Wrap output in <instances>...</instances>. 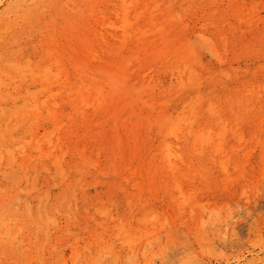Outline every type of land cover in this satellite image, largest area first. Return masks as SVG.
I'll return each mask as SVG.
<instances>
[{"label":"rangeland","instance_id":"rangeland-1","mask_svg":"<svg viewBox=\"0 0 264 264\" xmlns=\"http://www.w3.org/2000/svg\"><path fill=\"white\" fill-rule=\"evenodd\" d=\"M2 1H4V4L0 3V134L2 129L16 123L26 111L28 112L29 108L27 109L26 107H30L35 100L40 101L45 98L46 91H41V87L42 83H47L48 75L44 72L46 68L43 70L44 73L39 69L41 66H49L53 62L52 59L56 57L48 54L49 52L47 53L49 48L53 46V38L59 37V43L63 42V36L66 32L75 34L78 28L87 20L93 23L92 16H94L87 15L83 20H77L74 27L70 28L69 22L74 16L70 7L73 6L75 1L78 2L77 6L80 7L83 4V0ZM166 1L169 4L171 2V4L168 5ZM202 1L204 0H159V2L154 0L152 5L157 2V7L155 8L153 5L154 8L152 7V10L154 12L157 11L155 16L160 19L169 12H173V14L177 12L179 17H176L179 20L174 16L176 18H174V24L178 25L179 29L183 24H194L195 19L192 13L195 12L196 5ZM211 1L208 3L209 9L213 4ZM222 1L225 4L229 2V0ZM234 1L236 4L233 6L237 5L239 7H242L240 6L242 2L244 13L252 11V8L255 7L253 10H256L257 18L264 21L263 0ZM161 4H167L169 7H163ZM165 7L168 9L166 10ZM99 14L101 12L97 15ZM240 28L242 27L237 30ZM194 29V31L190 30L191 32L188 34L186 32L189 31L183 28L179 29L177 37L183 41L185 40L190 45V47H186L188 54L190 51L196 54V58L190 53L191 58L186 59V61H192L197 73L194 74V77L188 79L186 82L188 85L185 88L190 92L197 90L199 92L198 97H201L200 102L198 97H196L194 99L195 103L192 100L190 101V99L188 100L190 102L186 103L180 92L181 84L175 80V74L178 71L177 69L182 66V61L178 64L174 60H164L161 57H157V59L148 58L149 60L140 64L137 62L135 55H137L138 51H142L143 48L138 45L136 47L139 49L130 53L134 55L133 59H131L132 61L129 59L132 58L129 54L130 56L125 62L126 64L128 63V67L123 62L125 67H127L126 71H133L131 73L127 72V74H130L126 75L128 77L125 76L124 90L129 91L125 95L124 100H122L123 98L120 99L122 106H124L122 115L123 113L125 115L134 113L130 115V119L129 115L123 116L126 121H124V124H120L123 128L124 133L122 134L125 140L122 150H118V144L117 147L116 145L107 146L109 137L105 138V141H102L103 150L100 153L92 154L93 159L96 162H100V165L98 167L95 166V168L88 163L84 166L80 159H71L69 156H65L67 168L65 171L66 176L64 175V177L66 178L63 182L59 181L60 184L56 178H50L54 177L50 176L54 174L51 171L52 168L46 170V172L42 171L43 167L41 164L39 166L33 165L35 161H32L30 157L36 154L31 148L33 145L35 146V142L27 144V147H29L28 155H20L17 158V162L22 163L25 167L21 165L19 167L18 163H16L15 166H6L0 169V201L4 199V208H8L6 216L9 218L7 219L8 221L4 220L0 223V238L6 241L15 240L19 244L14 249L17 246L20 249L0 250V264H264V88H262L261 100H252L254 98H250L248 91H246L250 86L256 88V85L260 82L264 84V68L262 69L260 66L264 65V53H262L264 47V24L260 23L253 31L248 30L243 33L236 31L234 33L235 39L230 40L225 49L217 38L212 26L198 21ZM200 31H206L205 36L208 37L205 39V36L199 37L198 32ZM196 34L198 38H196ZM252 34L254 37L251 36ZM187 37L190 38L186 39ZM251 37L254 41L250 39ZM154 47L148 48L147 51L152 52ZM159 48L161 50L162 48L168 49L169 44L160 45ZM44 49L47 51L45 52ZM249 51L256 52L257 56L248 57ZM161 52L163 51H160L159 54L162 55ZM81 54L79 55L82 58H86L82 56L84 54ZM39 58L45 61H41ZM195 59L199 60L195 61ZM28 65L30 66L29 68ZM242 69H245V71ZM216 70L217 72H215ZM251 70H253V74ZM223 71L225 73L228 72L229 76ZM34 72L36 73L35 75H33ZM38 72H40V75L37 74ZM143 73H145L144 76L146 75V82H148L147 80L150 77L149 84L151 82L156 84L157 79L158 84L160 81L162 84L156 85L158 87H153V89L150 86L147 87L149 84L143 83L144 81L141 79ZM216 73L222 75L218 74L219 77L217 78ZM195 76H197V82H194ZM223 76L226 77L224 78ZM238 77L239 79H237ZM193 78V81H189ZM134 80L136 82H133ZM131 83H133V87ZM140 83L141 85L146 84L147 86L144 85V87L146 86L147 89L142 87L143 89L141 90ZM152 84L151 86H153ZM196 84H200V86ZM37 88H40V90ZM31 89H35V91L32 90V93ZM83 93L85 94L83 95ZM81 94L83 95L81 99L83 98L82 100H84L86 90H83ZM93 94V97H95V92ZM129 95L132 96L130 97ZM135 95L138 97L135 100L136 103L133 102ZM139 98L142 102L139 101ZM228 100H232V102L226 103ZM159 101L167 104L158 105L160 104ZM129 102L133 103L131 106H133L134 110H130L131 106L129 105L128 107L125 104H129ZM239 102L240 105H238ZM143 103L145 105L148 103L147 107L153 105L151 109L154 110L151 111L146 106L143 107ZM212 103V107L208 108ZM182 104L185 105L181 106ZM192 104L193 106L197 105L193 107V112H190L192 111V108H190ZM158 108L159 110L157 111ZM160 108L165 109L160 111ZM179 109L184 110L179 111ZM215 109L221 113L218 114ZM176 110V113L182 112V115L186 114L184 115L186 117L183 116L185 119L180 127L182 132H184L181 135L187 137V131L192 130L194 131L192 137L195 138L197 136L195 140L191 138L188 141L184 139H179L180 141H178L177 137L171 136H167L164 139L165 127H160L164 125L168 116ZM195 110H198L197 113H195ZM212 110H215V112ZM231 110L232 112H230ZM111 111L112 108L109 112ZM137 112L139 113V118L134 115ZM155 114L161 117L159 116V118ZM196 114L197 116L195 117ZM39 115L40 118L38 117L29 128H26V125L15 126L14 138L17 140L19 138L20 142L24 138L30 141L32 136L42 137L46 130H51L54 125L51 124L50 120H46L45 111ZM166 115H168L167 118L165 117ZM142 116L144 117L142 118ZM148 116L151 124L148 123ZM152 117L158 120L154 121ZM187 117L189 119L192 117L193 120L186 121ZM218 119L221 121L219 122ZM259 119L260 121L263 120V122H260ZM225 120L227 123H225ZM157 121L158 123H156ZM162 121H164L163 124ZM128 122H130L129 125L127 124ZM136 122L137 127L135 128ZM131 123L133 126L128 128ZM154 123L156 124L154 125ZM147 124H150V129H148L149 125L147 126ZM223 125L224 127H222ZM131 129H133L132 132L130 131ZM160 129L161 133L159 134ZM205 130L210 133L211 137H209L212 140L207 137L208 134ZM232 130L233 132H231ZM78 132H80V129ZM125 132H127L129 138ZM235 132L238 135L240 134V138ZM252 132L255 137L251 134ZM231 135L236 137H231ZM161 138L164 142H161ZM207 138L209 144L207 143L208 141L204 142ZM198 139L201 140L199 141ZM240 139L242 141H239ZM166 142L175 145L174 150L177 154L182 155L180 162L183 164L179 162L178 156L170 161L172 164L167 162L166 155L163 156L167 147L162 150V145H166ZM200 144L202 145L200 146ZM251 144L252 146H249ZM253 146L254 150L252 149ZM137 147L140 148L138 152L136 151ZM160 147L161 152H159ZM214 147L218 149L216 150L218 152L214 153ZM251 150L253 151L251 152ZM60 151L62 150H56L55 156L60 157L62 155ZM225 152L226 155H224ZM260 153L263 154L261 160L259 157ZM136 154L139 155L138 159L135 158ZM120 155L121 157L123 156L122 159H120ZM132 155L133 157H131ZM129 159L130 163L128 162ZM220 159L221 161L219 162ZM142 161L144 165H141ZM109 163L112 164L110 165ZM157 163L161 166L157 165ZM218 163H221V165H218ZM222 163L224 166L227 165L225 169ZM150 166L151 168H149ZM154 166L156 169H154L155 174L153 173ZM170 166L171 168L167 170L166 168ZM130 168L139 170L149 168L147 169L149 175L146 173L144 179L133 177L129 173ZM113 170L114 174L112 173ZM23 171L26 176H24ZM121 171L124 172V176H127L126 180L128 181L123 180L122 175H119ZM170 171L173 173H170ZM11 175H13L14 179ZM150 179L152 182H148ZM82 181L83 183H81ZM95 181L96 183H94ZM56 184L58 185L56 186ZM121 187L122 190H119ZM138 188L139 191L137 190ZM26 189L27 192H25ZM29 189L31 191H28ZM23 190H25V193ZM72 191L74 194L76 192V194L74 195ZM16 198H19L17 199L18 201ZM128 199H130L129 202H127ZM171 199L173 200L171 201ZM146 200L148 204L145 202ZM126 202L127 204L130 203L128 205L130 206L129 208ZM176 202L178 207L175 205ZM178 202H182V204L179 205ZM74 205H77V207ZM16 206L18 208L15 209L14 207ZM44 206L45 209L43 208ZM102 206L105 210L100 211V208L103 209ZM97 208L99 210L95 212ZM147 210L148 212H146ZM29 211L31 215H29ZM104 211L108 214L103 216ZM3 214L5 215V212ZM3 214H0V217ZM142 215L146 216L143 217V220L138 221L142 218ZM135 217H139V219L134 221ZM3 219L5 218L3 217ZM145 231L147 233L143 234Z\"/></svg>","mask_w":264,"mask_h":264},{"label":"bare ground","instance_id":"bare-ground-1","mask_svg":"<svg viewBox=\"0 0 264 264\" xmlns=\"http://www.w3.org/2000/svg\"><path fill=\"white\" fill-rule=\"evenodd\" d=\"M153 1L154 0H83V4L80 7L77 6V4H78L77 1H75L73 3V6L70 7V10L72 11V14L74 16L70 19V22H69L70 28L74 27V24L76 23L77 20H80V19L83 20V18L85 16H87V15H94V16H92L93 17V23H91V21L87 20L83 25H81L78 28V31L75 34H73V33L70 34L69 32L64 31V32H66V34H64L63 40H62L63 42H61V43H59V40H60L59 37H54V38L50 37V38H53V40H52V45L53 46L49 48V51H47L46 49H44V51L45 52L47 51V53L49 52L48 54L54 55L56 57L54 59H52V61H53L52 63H50V64L48 63L50 67L46 66L44 64L45 66L44 67L41 66L40 69H39V70H42V72H43L44 68H46V71H44V72H45L46 75H48L47 83H44V84L42 83V87H41L42 88L41 91H43V90L46 91L45 98H42L43 100H40V101L35 100L32 103V105H31V103H29L31 105L30 107H26L25 106L27 109L29 108L28 112L26 111V113L24 115H22L20 120H18L14 124L11 123L12 125L8 126L7 128L4 126L5 128L2 129L1 134H0V169L3 168V167H6V166L7 167L8 166H15L16 163H18L17 162L18 156H20V155L21 156L22 155L23 156L28 155L27 151H28L29 147H27V144H31L32 142H35V146L33 145V147H31V148H32V150L34 152H36L35 155L31 154L32 156L30 157V159L32 161H35L33 165L34 166H39L41 164L42 167H43L42 171H46V170L52 168L51 171L54 174L50 175V176H54V177H50V178H52V179L56 178L57 182H59V181L63 182L65 180V178H66V177H64V175L66 176L65 171H66V168H67V165H66L67 161H65V156H69L71 159H80V161L82 162V164L84 166H86L87 163H88V164H91L94 168H95V166L98 167L100 165V162L99 161L96 162L93 159L92 154L93 153H100L103 150L102 149V146H103V142L102 141H105L104 140L105 138L109 137V140L107 141V143H108L107 146L116 145V147H117V144H118V146H119V147H117L118 150L119 149L122 150L124 148L123 146L125 144V140L123 139V134H122L124 132H123L122 125H120V124H124L125 123L124 121H126V118H124L123 116L126 117V116L129 115V119H130V115H132L134 112L131 113V114H129L127 112L128 113V114L126 113L127 115H125L124 113L122 115V111L124 110V106H122V104H121L122 102H121L120 99L123 98L122 100H124L125 95L129 91V90L128 91L124 90V84H125L124 82L126 81L125 80V76L126 75H130L129 73L127 74V72L131 73L133 70L126 71L127 67H128L127 66L128 63L126 64L125 62L127 61V58L131 55L130 53L132 51L139 49L136 46L140 45V48H143L142 51H140V52L138 51L137 55H135L137 62L140 63V64L143 61L149 60L148 58H150V59L156 58L157 59V57L158 58L161 57L164 60H174V62H177L178 64L181 63V61H182L183 62V63H181L182 66L177 69L178 71L175 69L177 71L176 74H175L176 75V79L175 80L178 81L179 84H181L180 85V90H181L180 92L183 95V98L186 101V103H189L191 100H192V102L195 103L194 99L196 97H198L199 92L197 90H193L192 92H190L189 90H187V88H185V86L188 85V84H186L188 79H190L191 77H194V74L197 73V70L194 68L195 66L192 64V61L191 60H187L186 61V59L187 58L190 59L191 58V56H190L191 54H192V56L194 58H196V54H194L193 52L190 51L191 54L189 53L190 54L189 55L186 52V47H190V45L187 44L185 40L183 41L179 37H177V33H178L179 29L183 28L186 31H189V32H186V34H188L191 31L195 30L194 28L196 27V24H197L198 21L205 22L206 25L212 26L214 28V32H215L217 38L221 41V43L223 44L224 49H225V46L228 45V42L230 40H232V39H235L234 33L236 31H240L241 33L246 32L248 30L253 31L260 23L264 24L263 20H259L257 18L258 17L257 16V12H256V10H253L255 7H253L251 5L250 6L253 7L252 11L244 13V10H243L244 8H242L244 6L242 5V2H241V5H240L242 7H239L237 5L233 6L234 4H236L234 0H229V2L227 4H225L222 0H212V1L211 0H204V1H202V2H200V3H198L196 5V8L194 10L195 12L192 13L193 18L195 19L194 24L193 25L183 24L178 29V25L174 24V18L176 16L179 17V15H177L178 13L174 12L176 14L175 15V14H173V12H169L167 15L162 17V19L157 18L155 16V13H157V11L154 12L152 10L153 5H154L155 8L157 7L156 6L157 2L152 5ZM157 1L159 2V0H157ZM210 1L213 4H212V7L210 6L211 8L209 9L208 3ZM27 2H29V1H27ZM167 2L168 1H166V3ZM203 2H205V3H203ZM0 3L4 4V1L0 0ZM201 3H203V4L201 5ZM170 4H171V2H170ZM170 4L168 2V5H170ZM158 5H159V3H158ZM162 6L163 7L167 6V4H163ZM167 7H169V6H167ZM167 9L168 8H166V10ZM99 12H101V14L97 15ZM160 12H162V11H160ZM178 17H176V18L178 19ZM59 23H60V21H59ZM188 27H190V28H188ZM239 27H242V28L237 30ZM198 35H199V37L200 36L203 37V36L206 35V31H200V32H198ZM198 35L196 36V38H198ZM243 36H246V35H243ZM251 36L254 37L253 34ZM207 37L205 36L204 39L207 38ZM188 38H190V37H187L186 39H188ZM250 39L252 40L253 38L251 37ZM241 40H242V38H241ZM188 41H190V40H188ZM253 41H254V39H253ZM162 42H163V44L168 43L169 44V48L168 49L167 48L166 49L162 48V50H161V48H159V47H160V45H163V44H161ZM243 42H244V40H243ZM154 44H156L155 47H154ZM187 45H189V46H187ZM135 47H136V49H134ZM151 47L152 48L154 47V50H152V52L147 51L148 48H151ZM156 50H158V51H156ZM159 50L163 51V52H161L162 55L159 54V52H160ZM164 50H165V52H164ZM223 51L225 52V50H223ZM81 53L84 54V55H82ZM262 53H264V47H263V52ZM79 54H81L83 57H86V58H82ZM126 54H127V57H126ZM50 55H48V56L50 57ZM131 56H132V58H129L130 60L133 59L134 55H131ZM253 56H257V53L249 51L248 52V57H253ZM42 58H39V59L42 61V60H44ZM49 59H51V58H49ZM130 60L128 61L129 64H130ZM198 60L195 59V61H198ZM123 62H124V64H126L127 67H125ZM200 62H199V64H201ZM260 66L262 67V69L264 68V65H260ZM29 67L30 66L28 65V68ZM51 67H52V69H51ZM218 70H220V69H218ZM242 70L245 71V69H242ZM260 70H261V68H260ZM30 71H32V69H30ZM251 71L250 72L253 74V70H251ZM125 72H126V74H125ZM215 72H217V70ZM223 72L225 73V71H223ZM259 72H257V73H259ZM39 73L40 72H38L37 74H39ZM145 73H143L142 76H141V79H143V81H144L143 83L146 82V80H145L146 75L144 76ZM35 74L36 73L34 72L33 75H35ZM218 74H220V73H218ZM218 74L216 75L217 78L219 77ZM225 74H228V72H226ZM260 74H262V73H260ZM46 75H45V77H46ZM220 75H222V74H220ZM227 76H229V74ZM45 77H43V78L45 79ZM126 77H128V76H126ZM223 77L225 78L226 76H223ZM239 77L237 79H239ZM241 77H242V75H241ZM129 78H126V79H129ZM227 78H229V77H227ZM34 79H36V78H34ZM149 79H150V77H149ZM149 79L147 80L148 82H146V84H149ZM196 79H197V76H195V80L193 78L192 80H189V81H193L194 80V82H197ZM210 79H211V77H210ZM137 80H138V78H137ZM157 80H156V84H152V82H151L148 86L146 84H144V85H146L147 87L150 86L152 89H153V87L157 88L158 86L156 87V85H159V84L161 85L162 84V83H160L161 81L158 84ZM133 82H136V80H134ZM153 82H154V80H153ZM141 83H142V81H141ZM141 83L139 85L141 86L140 89L142 90L143 89L142 87H144V85H141ZM132 84L133 83H131V85ZM151 84L153 86H151ZM127 85H129V84L127 83ZM131 85H130V87H131ZM133 86L134 85H132V87ZM146 86L144 87L145 89H147ZM197 86H200V84H198ZM256 86H257L256 88L254 86H250V87L247 88L246 91H248V95L250 96V98H254L252 100H261L260 96H262V93H263V89L262 88H264L262 86H264V84H262V82H260ZM79 87H81V89H79ZM151 88H148V89L153 91ZM37 89L40 90V88H37ZM135 89H137V88L135 87ZM32 90L35 91V89H31V91ZM83 90H86V96H84L85 97L84 100H82L83 98L81 99V96L83 97V95L85 94V93H83V95L81 94V92ZM33 91H32V93H33ZM94 92H95V97H93V95H94L93 93ZM143 92H145V91H143ZM129 93H132V92H129ZM137 93H139V92H137ZM145 94H148V93L145 92ZM129 96L131 97L132 95H129ZM91 97H93L94 100ZM199 97H198V100L200 102L201 97L200 98ZM137 98L138 97H136V95H135V99L132 97V99H134L133 100L134 103H136L135 100ZM244 98H246V97H244ZM189 99H190V101H188ZM232 100H234V98H232ZM232 100L231 101L228 100L226 103H231ZM139 101L142 102L141 99ZM130 102H129V104H127V103H125V104L128 105V107H129V105L131 106L133 104V103H130ZM143 102H144V100H143ZM208 102H209V100H208ZM144 103H146V102H144ZM159 103H160V101H159ZM209 103H211V102H209ZM161 104L164 105V104H167V103L161 102L158 105H161ZM147 105H149V104L148 103L146 105L144 104L143 107L146 106V108H149V109H151L153 107V105L152 106H148V107H147ZM183 105H185V104H182L181 106H183ZM196 105H194V106H196ZM211 105H213V103L210 104L208 108L212 107ZM238 105H240V102H239ZM15 106L20 107L18 105H15ZM194 106L192 104V107H190V108H192V111H190V112H193V107ZM110 107L112 108L111 112H109L111 110ZM187 107H188V104H187ZM132 109H133V106H131L130 110H132ZM161 109L164 110L165 108H160V111H161ZM184 109H181V110L179 109V111H182ZM116 110H117V112H116ZM152 110H154V109H151V111ZM158 110H159V108L157 109V111ZM209 110H207V111L209 112ZM215 110H216V112L218 114L221 113L217 109H215ZM215 110H212V111L215 112ZM43 111H45V113H46V117H45L46 120L47 121L50 120L51 124L54 125L51 128V130H46L44 132L43 136H42V134H40L42 137L32 136V139L30 138V141H28L27 138H24L22 140V142H20L19 138H18V140L14 138L15 126H18V125H21V126L24 125L25 126L26 125V128H29L31 126V124L34 121H36V119L40 116L39 114L41 112H43ZM197 111L195 110V113H197ZM138 112L141 114L140 111H138ZM138 112H137V114H134V115H137V117L139 118V113ZM176 112H177V110L173 111L171 113L172 115L170 114V116L166 115L165 116L166 118L168 116L167 120H165V122L162 121V124L164 122V125H161L160 128H162V126L165 127V131H164L165 133H163L164 139L167 136H171V137H174V138L177 137L178 141H180L179 139H184L185 141H188L189 139L194 138V137H192L194 135V131L188 130L189 128L187 129L188 130L187 131L188 134L186 132V134L188 135L187 137L181 135V133H184V132H182V129L180 127H181V124L183 123L182 121H184V119H185L184 117H186L184 115H186V114L182 115V112H178V113H176ZM230 112H232V110ZM149 113H151V112H149ZM217 113H216V115H217ZM194 114H193V117H194ZM149 115H151V114H149ZM155 115H157L158 117L160 116L158 114H155ZM155 115H154V117H155ZM157 116H156V118H158ZM196 116H197V114L195 115V117ZM143 117L144 116H142V118ZM122 118H124L125 120L124 119L121 120ZM134 118H136V117L134 116ZM145 118H146V116H145ZM148 118H149V116L147 117V120L149 121ZM129 119H128V121H129ZM191 119H192V117H191ZM191 119H189V117H187L186 121L187 120L190 121ZM8 120H10V119H8ZM156 120H158V119H156ZM156 120L154 119V121H156ZM206 120H207V118H206ZM206 120H205V122H206ZM218 121H219V119H218ZM259 121H260V119H259ZM150 122H151V120L148 123H150ZM260 122H263V120H261ZM129 123L130 122H128L127 124L129 125ZM156 123H158V121ZM156 123H154V125ZM225 123H227L226 120H225ZM127 124H125V125H127ZM131 124H130V126H128V128H131L133 126V124L132 125ZM150 124H147V126L149 125L148 129H150L149 127H151ZM125 125H123V127H125ZM159 125H160V123H159ZM191 125H192V122H191ZM224 125L222 127H224ZM259 125H260V123H259ZM141 126H142V124H141ZM220 126H221V124H220ZM45 127H46V125H45ZM134 127L135 128L137 127V122H136V125ZM138 127H139V125H138ZM236 128H237V125H236ZM79 129H80V132H78ZM132 130L133 129H131L130 131L132 132ZM222 130L224 131L223 128H222ZM231 132H233V130ZM236 132H235V134H237ZM31 133H33V132H31ZM160 133H161V129H160L159 134ZM206 133L208 134L207 137L210 138L211 137L209 135L210 133H208V131H206ZM229 133H230V130H229ZM125 134H126V136H128L127 132H125ZM219 134L221 136L220 132H219ZM251 134L254 135L253 132ZM196 135H198V133H196ZM202 135H205V134H202ZM217 135H218V133H217ZM196 137L194 138V140L196 139ZM231 137H236V136H232L231 135ZM254 137H255V135H254ZM128 138H129V136H128ZM162 138L160 140H162L161 142H164ZM208 138H207V140L203 139L204 142L208 141ZM217 138H219V136H217ZM221 138H223V137H221ZM239 138H240V136H239ZM233 140H235V139H233ZM239 141H242V140L240 139ZM246 141H247V139H246ZM246 141H245V143H246ZM219 142H220V140H219ZM219 142H217V143H219ZM260 142H261V140H260ZM207 143L209 144V141ZM255 143H254V146L257 144V143L255 144ZM261 143L263 144V142H261ZM202 144H200V146ZM164 146L162 145V150H164L166 147H167V150L165 151L166 153H163V156L166 155V157L168 159L167 162L169 163L170 161H172L173 158L174 159H175V157L177 158V156L179 157V162H180V158L182 157V155L181 154H177L175 152V150H174V146L175 145H172L171 143L168 142L166 145L164 144ZM249 146H252V144L249 145ZM254 146L252 147L253 150H254ZM260 146H262V145H260ZM177 148H178V145H177ZM255 148H256V146H255ZM160 149H161V147L159 148V152L162 151V150L160 151ZM214 149H215V147H214ZM222 149L224 150V148H222ZM222 149H220V150L222 151ZM249 149H248V151H249ZM261 149H263V148H261ZM56 150H62V151H60L61 154H62L60 157L55 156V153H56L55 151ZM216 150H218V149H215L214 153L218 152ZM253 150H251V152ZM111 151H112V154H113V149ZM136 151L137 152L140 151V148L137 147ZM248 151H247V154L249 153ZM114 153H116V152H114ZM262 153H260V155H259L260 160L263 157ZM115 155H117V154H115ZM224 155H226V152H225ZM243 155L244 154L242 152V156ZM119 157H120V159L123 158V156L121 157V155ZM131 157H133V155ZM138 157H139V155L136 154L135 158L138 159ZM245 159H243V160H245ZM227 160H228V157H227ZM220 161H221V159L219 160V162ZM223 161H225V160H223ZM128 162L130 163V159H129ZM180 163H182V162H180ZM165 164L168 166L167 163H165ZM18 165H19V167H21V166L25 167V165H23L22 163L21 164L18 163ZM141 165H144L143 161H142ZM157 165H160V164L157 163ZM218 165H221V163H218ZM155 166H156V164H155ZM155 166L153 167V170L155 169ZM223 166H224V164H223ZM226 166L227 165L224 166V169H225ZM176 167H177V165H176ZM127 168H129V167H127ZM149 168H151V166ZM149 168H146V169L143 168L141 170H139V169H131L130 168L129 169L130 170L129 173H131V175L133 177L144 179V175L147 173V171H148L147 169H149ZM159 168H161V167H159ZM169 168H171V166L167 167L166 169L168 170ZM17 169H18V167H17ZM163 169H164V166H163ZM114 170L112 172L113 174H114ZM155 170L153 171L154 174H155ZM10 173L12 174V172H10ZM10 173H8V175H10ZM153 173H150V174L152 175ZM170 173H173V172L170 171ZM23 174H24V176H26L24 171H23ZM99 174H101V173H99ZM123 174H124V172H122V171H121V173H119V175H122L123 180H126L127 176H124ZM1 175L3 176L2 173H1ZM11 176L13 177V175H11ZM155 178H154V180H155ZM2 179H3V177H2ZM13 179H14V177H13ZM5 181H7V180L5 179ZM126 181H128V180H126ZM160 181H162V180L160 179ZM16 182H18V181H16ZM25 182H26V180H25ZM60 182H59V184H60ZM148 182H152L151 179ZM81 183H83V181ZM94 183H96V181ZM57 185L58 184H56V186ZM111 185H112V183H111ZM35 187H33V188H35ZM137 187H138V184H137ZM171 187H173V186H171ZM18 188L20 189V187H18ZM155 188H157V187H155ZM106 190H108V189H106ZM119 190H122V187ZM137 190L139 191V188ZM153 190H155V189H153ZM24 191L25 190H23V192ZM28 191H31V190L29 189ZM80 191H82V190L80 189ZM149 191H152V190H149ZM25 192H27V189H26ZM72 193L74 194L73 191H72ZM75 194H76V192H75ZM131 194H133V193H131ZM93 195H95V194H93ZM138 196H139V194H138ZM61 197H62V195H61ZM40 198H41V196H40ZM144 198H145V196H144ZM144 198H142V199H144ZM17 199H19V198H16V200ZM46 199H48V198H46ZM64 200H66V199H64ZM172 200L173 199H171V201ZM20 201H22V200H20ZM73 201L76 202L75 200H73ZM129 201H130V199H128L127 202H129ZM178 201H179V199H178ZM60 202H61V200H60ZM127 202H126V204H127ZM145 202L147 203V200ZM45 203H46V201H45ZM69 203H70V201H69ZM4 204L5 203H4V199H3V201H0V214H3L5 212V215L3 214V216L0 217V223H1V221L3 222L4 220L8 221L7 219H9L6 216L8 208L7 207L4 208V206H5ZM129 204L130 203H128L127 206ZM176 204H177V202L175 203V205ZM178 204L181 205L182 202H180V203L178 202ZM24 205H26V204H24ZM74 206L77 207V205H74ZM52 207H53V205H52ZM129 207L130 206H128V208ZM14 208L16 209L18 207L16 206ZM29 208H30V206H29ZM43 208L45 209V206ZM94 208H96V207H94ZM94 208H92V209H94ZM102 208L103 209L100 208V211L105 210L103 206H102ZM142 208H144V207L142 206ZM15 209H14V211H15ZM86 210H84V211H86ZM98 210H99V208H97V210H95V212L98 211ZM146 212H148V210ZM146 212H144V213H146ZM29 213H30V211H29ZM103 213H104L103 216L108 214V213H105V211ZM29 215H31V213ZM146 215H144V216H146ZM148 215H150V214H148ZM144 216L142 215V218H140V219H139V217L138 218L135 217L136 219L134 218L135 219L134 221H137V219H139L138 221H140L141 219L143 220ZM3 217L5 219H3ZM11 219L13 220V218H11ZM131 220H132V218H131ZM11 223H12V221H11ZM95 223H97V222H95ZM18 232H19V229H18ZM145 233H147V232L145 231L143 234H145ZM6 234H8V233H6ZM15 235H16V233H15ZM7 236H9V234ZM20 243H22V242H20ZM17 244H19V243H17L15 240L6 241L3 238H0V250H16L18 248V246H17L16 249H14V248H15V246ZM74 247H73V250H74ZM25 248H26V246H25Z\"/></svg>","mask_w":264,"mask_h":264}]
</instances>
